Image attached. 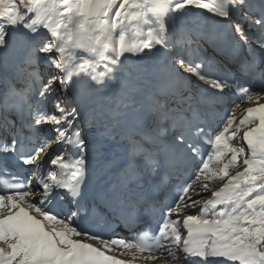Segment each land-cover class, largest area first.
Masks as SVG:
<instances>
[{
	"label": "snow or ice",
	"instance_id": "snow-or-ice-1",
	"mask_svg": "<svg viewBox=\"0 0 264 264\" xmlns=\"http://www.w3.org/2000/svg\"><path fill=\"white\" fill-rule=\"evenodd\" d=\"M261 101L264 0H0V264H264Z\"/></svg>",
	"mask_w": 264,
	"mask_h": 264
},
{
	"label": "rangeland",
	"instance_id": "rangeland-1",
	"mask_svg": "<svg viewBox=\"0 0 264 264\" xmlns=\"http://www.w3.org/2000/svg\"><path fill=\"white\" fill-rule=\"evenodd\" d=\"M251 106H253V105H249V104L245 103V104L242 106V108H240L239 110H236V111H237V112H240L243 108H247V107H251ZM241 135H242V133H241Z\"/></svg>",
	"mask_w": 264,
	"mask_h": 264
},
{
	"label": "bare ground",
	"instance_id": "bare-ground-1",
	"mask_svg": "<svg viewBox=\"0 0 264 264\" xmlns=\"http://www.w3.org/2000/svg\"><path fill=\"white\" fill-rule=\"evenodd\" d=\"M261 103H264V101H261Z\"/></svg>",
	"mask_w": 264,
	"mask_h": 264
}]
</instances>
